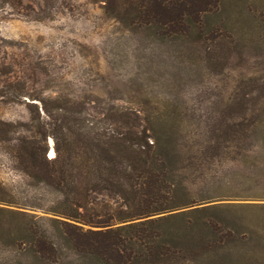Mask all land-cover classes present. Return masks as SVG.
<instances>
[{
  "label": "rangeland",
  "instance_id": "rangeland-1",
  "mask_svg": "<svg viewBox=\"0 0 264 264\" xmlns=\"http://www.w3.org/2000/svg\"><path fill=\"white\" fill-rule=\"evenodd\" d=\"M0 37V121L15 124L0 142V264L23 261L10 212L58 245L55 258L26 264H91L50 221L63 219L60 192L28 175L11 148L31 137L37 115L46 126L59 113L106 133L125 111L160 126L178 205L143 218L166 217V252L126 264H264V0H220L196 34L174 40L125 26L91 0H0ZM9 85L18 101L2 99ZM88 200L121 210L116 195Z\"/></svg>",
  "mask_w": 264,
  "mask_h": 264
},
{
  "label": "trees",
  "instance_id": "trees-1",
  "mask_svg": "<svg viewBox=\"0 0 264 264\" xmlns=\"http://www.w3.org/2000/svg\"><path fill=\"white\" fill-rule=\"evenodd\" d=\"M91 1L99 3L105 14L125 26L150 30L158 39L170 40L180 35L196 34L202 17L220 2ZM0 42H4L2 37ZM8 90L2 98L6 102L18 101L22 96L18 87L9 85ZM26 105L36 107L33 103ZM121 114L122 117L113 120V129L106 133L84 130L82 119L68 118L59 113L54 122L46 126L39 123L37 115L38 124L31 137H16L19 143L11 148L24 163L28 175L60 192L61 203L68 209L59 212L63 219L50 218V221L64 244L91 264H126L160 258L165 249L162 245L163 230L158 224L166 217L143 218L178 206L173 198L172 167L165 154L166 146L159 138L160 126L148 116L141 118L135 112L126 111ZM128 114H133V117H128ZM142 120L146 126L140 129L138 126ZM14 131L13 122L0 121V142H8ZM48 135L53 139L55 155L47 159ZM148 138H153V141ZM93 194L116 195L121 210L112 212L101 202L97 203V209L88 200ZM71 206L74 209L69 211ZM80 208L83 211L79 213L77 209ZM10 213L19 220L14 239L23 259L21 264H26L28 258L42 262L55 258L58 245L52 237L44 229L34 228L26 214ZM136 218L142 220L132 221ZM77 221L89 227L83 229ZM120 222L123 224L112 226ZM7 237L11 238L8 234Z\"/></svg>",
  "mask_w": 264,
  "mask_h": 264
},
{
  "label": "bare ground",
  "instance_id": "bare-ground-1",
  "mask_svg": "<svg viewBox=\"0 0 264 264\" xmlns=\"http://www.w3.org/2000/svg\"><path fill=\"white\" fill-rule=\"evenodd\" d=\"M49 155H50V157H52L54 155L53 149L50 150Z\"/></svg>",
  "mask_w": 264,
  "mask_h": 264
},
{
  "label": "built area",
  "instance_id": "built-area-1",
  "mask_svg": "<svg viewBox=\"0 0 264 264\" xmlns=\"http://www.w3.org/2000/svg\"><path fill=\"white\" fill-rule=\"evenodd\" d=\"M49 146H53V143H50ZM53 157V156H52Z\"/></svg>",
  "mask_w": 264,
  "mask_h": 264
},
{
  "label": "water",
  "instance_id": "water-1",
  "mask_svg": "<svg viewBox=\"0 0 264 264\" xmlns=\"http://www.w3.org/2000/svg\"><path fill=\"white\" fill-rule=\"evenodd\" d=\"M49 146V145H48Z\"/></svg>",
  "mask_w": 264,
  "mask_h": 264
}]
</instances>
